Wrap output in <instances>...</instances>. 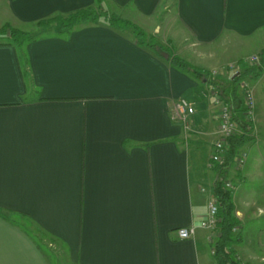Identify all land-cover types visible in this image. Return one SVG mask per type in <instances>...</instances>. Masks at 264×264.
<instances>
[{"label":"crops","instance_id":"1","mask_svg":"<svg viewBox=\"0 0 264 264\" xmlns=\"http://www.w3.org/2000/svg\"><path fill=\"white\" fill-rule=\"evenodd\" d=\"M86 9L131 22L203 72L264 51V0H3L0 264H49L45 245L70 264H215L217 232L200 224L217 180L263 179L264 116L241 149L247 161L257 150L256 163L210 166L218 119L205 81L103 17L39 25ZM6 28L36 40L15 47ZM180 98L194 104L188 132L170 118ZM234 189L240 227L246 209L264 215L253 198L239 209ZM186 227L195 234L180 240ZM241 242L237 261L264 264V230L252 251Z\"/></svg>","mask_w":264,"mask_h":264},{"label":"trees","instance_id":"2","mask_svg":"<svg viewBox=\"0 0 264 264\" xmlns=\"http://www.w3.org/2000/svg\"><path fill=\"white\" fill-rule=\"evenodd\" d=\"M98 3L101 0H97ZM98 17H103L104 22L115 29H123L131 31L135 36L140 45L146 46L147 48L157 51L162 55L166 56V59L176 68L191 71L195 74L196 79L199 82L205 81L204 84L210 87H215L218 89L219 95L221 96L224 103H226L231 110V118L235 123L239 132L226 140L227 150L223 153L221 162L214 163L218 167H223L229 164L235 165L238 157V153L241 149L252 141L250 137L251 125L247 123V116L244 113L243 101L244 94L240 92V87L242 82L247 79V77L256 79L259 76V71L264 69V51H262L258 56L260 57L259 65L253 66H243L238 74L233 75L229 80L214 78L208 71H201L187 61L173 56L168 49L155 40L145 38L146 35L141 28L132 24L126 20L116 19L106 13L100 14L93 10H81L73 13L67 18L61 19H50L47 21L40 22L39 25L56 23L61 27V29H71L76 24L90 21L95 22ZM9 34V44L15 47H21L27 43L36 40L33 35L29 33L18 31L15 29H3ZM2 33V31H0ZM146 39V41H145ZM243 99V100H242ZM225 177L217 180L213 188V198L218 204V223H217V236L216 241L212 245L213 260L215 264H239V262L234 258L235 256V246L241 242L240 232H234V229L240 227V222L235 217V208L233 204V189H228L225 187Z\"/></svg>","mask_w":264,"mask_h":264},{"label":"built area","instance_id":"3","mask_svg":"<svg viewBox=\"0 0 264 264\" xmlns=\"http://www.w3.org/2000/svg\"><path fill=\"white\" fill-rule=\"evenodd\" d=\"M260 61L258 56H251L244 59H241L237 63L228 64L223 67L221 70H212L210 74L212 77L216 78L219 74H228V78H231L233 75L238 74L240 69L243 66H251L257 64ZM241 88L244 90V101L247 105V115L251 116L253 113L252 105L253 100L251 99L250 93L247 91V84L244 83L241 85ZM211 90V98H212V106L216 110V115L218 119V126L216 129V134L218 135L217 140L213 144V153L210 156V166L214 163H220L222 159L223 153L227 150L226 140L236 135L239 132V129L232 121L231 118V110L229 106L223 102L219 92L216 88H212ZM195 109L194 104L189 102L184 98L178 99L175 103H173L171 108V120L179 125L183 131H189L188 120L194 115ZM248 118V117H247ZM243 153L238 154L237 160L235 162V167L240 169L244 164ZM225 187L228 189H233L232 185L229 182H225ZM218 204L216 200L213 198L208 202L207 205V214L203 221L200 224L202 229H205L211 233L217 232V223H218ZM238 229H234V232H237ZM178 237L180 240H187L191 238L195 234V227H186L180 228L177 231ZM239 262V261H238ZM239 264H245L239 262Z\"/></svg>","mask_w":264,"mask_h":264},{"label":"rangeland","instance_id":"4","mask_svg":"<svg viewBox=\"0 0 264 264\" xmlns=\"http://www.w3.org/2000/svg\"><path fill=\"white\" fill-rule=\"evenodd\" d=\"M2 4H3V0H0V14H1V10H2ZM3 40L4 39L0 37V42H2ZM212 49H215L214 46L212 47ZM248 50L250 51V48H247L246 52H248ZM254 56H257V55H254ZM186 58H188V60H190L189 62L198 64V62H196L193 58H191V57H186ZM230 62L234 63L231 60H230ZM237 62H235V63H237ZM258 65H259V62L257 64L251 65V66L256 67ZM207 67H209L208 64H207ZM246 67H249V66H246ZM259 73L260 74L256 79H252L250 77L249 78L247 77V79H245L242 82V85L244 83L247 84V91L250 93L251 99L253 100V105H252L253 113L250 117L247 116L248 117L247 123H249L251 125V128H252L250 130V134H249L250 137L252 138V140H255L256 139L255 135H257V133H256L257 130H255L256 129V122H257V120H256L257 112L258 113L261 112V116H264V85L260 84L261 83L260 80L262 78H264V69L259 71ZM225 76H226V80L230 79V78H228V74H225ZM219 77L221 78L220 74L216 78H219ZM212 88L213 87L209 86V88L205 92V98L211 102H212V98H211V93H210L211 90L210 89H212ZM240 92L242 93V95L244 94L243 88L240 89ZM246 107H247V105L245 104V101H243V107L242 108L244 109V113L247 115V108ZM170 116H171V114H170ZM190 123H191V121L189 118V120H188L189 130L191 127ZM175 124H177V123H175ZM177 125H179V124H177ZM258 125H259V129L262 131V135H261L262 143L261 144H262V148H264V122H258L257 128H258ZM179 126L181 127V125H179ZM217 138H218V135L216 134V139ZM257 140H259L258 137H257L256 141ZM263 152H264V150H263ZM240 153H243L245 155V157H244V163H245L247 161V160H245V159H247V155H246L247 153L245 152V150L239 152L238 154H240ZM256 153H257V150H253V153L250 154L249 160L247 161L249 163V165L257 162L255 160V157H256L255 154ZM243 166H244V164H243ZM263 173H264V169H263ZM250 188H251L252 192L247 193V190H249ZM246 197L248 199L253 198L254 201L256 202V204H258V205L264 204V177H263V179H261V178L255 179V181H253L251 183L247 182L245 185L243 183H237L236 189H234V200L236 199L235 203L239 209H241V204H242L241 200L247 199ZM252 212H253V210L246 209V211L243 213L244 216H243V219L241 221V227H240L242 229V233L240 234L241 239H242L241 245L239 246L240 251H242V249L245 250V252L246 251H252L253 250L252 248L255 245V240H256L258 232H260V230H264V215L263 216H257V213L252 214ZM14 220L16 222L20 221L18 216H14ZM28 231H29V234L30 233L32 234V237L36 242L39 241L38 234L34 233V235H33V232L31 230H28ZM214 238H215V233H211V239H214ZM41 239H44V238L40 237V240ZM43 247H44V251L47 252V254H48L47 257L49 259V264H70L67 261L68 254L66 252H65V254H62V255L60 254V258H57L51 253L52 248L49 249L46 247V245ZM238 250H239V248H238Z\"/></svg>","mask_w":264,"mask_h":264}]
</instances>
